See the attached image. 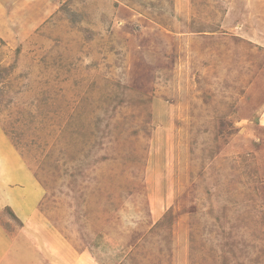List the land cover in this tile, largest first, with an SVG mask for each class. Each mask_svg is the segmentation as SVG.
I'll use <instances>...</instances> for the list:
<instances>
[{
  "label": "rangeland",
  "instance_id": "1",
  "mask_svg": "<svg viewBox=\"0 0 264 264\" xmlns=\"http://www.w3.org/2000/svg\"><path fill=\"white\" fill-rule=\"evenodd\" d=\"M250 2L0 0V186L15 158L90 264H264Z\"/></svg>",
  "mask_w": 264,
  "mask_h": 264
},
{
  "label": "crops",
  "instance_id": "2",
  "mask_svg": "<svg viewBox=\"0 0 264 264\" xmlns=\"http://www.w3.org/2000/svg\"><path fill=\"white\" fill-rule=\"evenodd\" d=\"M252 2L249 8L253 6V10L259 3ZM6 162V178L0 186L6 205L0 204V264H90L88 252L66 249L53 229L43 228L39 210L42 186L30 172L13 166L15 158ZM7 177L12 180L8 182ZM49 237L54 247L47 242Z\"/></svg>",
  "mask_w": 264,
  "mask_h": 264
}]
</instances>
